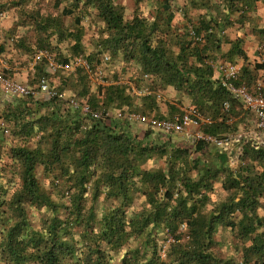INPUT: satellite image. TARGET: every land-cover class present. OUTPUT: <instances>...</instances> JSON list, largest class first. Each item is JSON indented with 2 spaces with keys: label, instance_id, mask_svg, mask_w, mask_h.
<instances>
[{
  "label": "trees",
  "instance_id": "16d2710c",
  "mask_svg": "<svg viewBox=\"0 0 264 264\" xmlns=\"http://www.w3.org/2000/svg\"><path fill=\"white\" fill-rule=\"evenodd\" d=\"M68 1L62 14L74 17L75 29L64 28L59 17H34L38 52H53L58 45L53 48L51 38L56 36L58 43L69 40L71 49L61 62L78 56L91 66L117 57L136 61L141 81L148 75L153 83L173 86L191 101L206 120L203 134L226 138L238 130L235 118L242 112L241 103L214 78L212 62L223 57L248 60L245 39H230L228 32L253 23L264 0H188L181 7L186 20L181 26L174 24L175 0H149L156 10L153 20L138 10L127 19L116 0ZM4 8L0 1V14ZM200 9L205 12L190 16ZM92 13L104 23L105 33L89 52L83 43V19ZM251 26L264 41V26ZM226 44L230 49L224 53ZM243 66L241 77L253 80L250 66ZM257 68L262 66L255 64ZM36 73L47 75L42 63ZM84 73L77 69L81 88L74 96L65 99L63 87L51 85L58 96H11L0 111V147L5 130L20 141L10 147L7 161L0 154V264H109L111 252L131 238L139 245L128 250L122 264H264V215L259 213L264 207V144L244 143L234 169L228 153L205 139L195 141L191 149L171 137L159 143L150 130L141 136L131 131V120L110 112H158L156 95L145 94L136 103L119 83H104L92 91ZM72 99L88 103L100 116L73 107ZM169 109L177 111L174 105ZM154 156L164 158L165 167L143 169ZM39 166L52 175L49 188L38 178ZM10 170H19L21 179L12 194L6 174ZM219 181L229 194L212 204L211 193ZM136 190H142L146 204L129 215ZM102 193L119 204L100 215L94 203ZM89 194L93 204L88 206ZM32 209L48 212L39 229L29 219ZM221 227L235 233L239 257L220 254ZM164 230L169 240L165 259L159 238Z\"/></svg>",
  "mask_w": 264,
  "mask_h": 264
},
{
  "label": "rangeland",
  "instance_id": "374dc122",
  "mask_svg": "<svg viewBox=\"0 0 264 264\" xmlns=\"http://www.w3.org/2000/svg\"><path fill=\"white\" fill-rule=\"evenodd\" d=\"M4 4L3 13L0 14V44L4 45L3 49H0V76H5L12 78L16 81L23 83L24 85L30 87L33 92L35 99L47 100L45 95L39 91V83L41 77L36 73L37 65L44 66V73H47L49 81L52 86L57 88L64 89L63 97L69 98L74 96L81 88V84L77 81V69L75 67L70 71L63 70H50L48 68V62L44 58L42 60H36V54L38 53L37 40L40 38L38 28L36 27L34 17L38 15L59 17L61 24L66 29H75L74 17L65 16L62 14V9L64 6L69 5L68 0H0ZM117 3L121 4L125 8V17L130 19L136 12L139 11L140 14H143L147 18L153 20L155 15V6L152 1L143 0H116ZM188 0H175L173 2L174 9L176 10V18L174 24L181 26L182 23L186 22L183 16L184 13L181 7L184 4H187ZM178 9V10H177ZM204 13V9L198 11L192 10L190 16H196L199 12ZM253 24L257 26H264V3L259 4L258 11L254 13L253 23L246 24L241 28H232L229 30L228 34L231 38L242 36L245 41L243 46L250 53L249 59H252L253 65L256 63L258 66L262 65L259 62V58L256 56L260 54V47L264 44L263 39L255 32L252 31ZM84 26V36L83 43L85 48L91 52L95 49V46L98 42V38L105 33L104 23L100 18L95 14H89L83 19ZM43 36V35H42ZM45 37V36H43ZM56 36L51 38L53 42L52 47H58L53 49L51 52L55 56V53L59 55L60 60L71 55V49L68 45L69 40H63L58 43ZM2 51V52H1ZM257 52V53H256ZM256 55V56H255ZM258 60V61H257ZM42 61V62H41ZM74 61V59H72ZM44 63V64H43ZM25 67H29L26 68ZM31 67V68H30ZM94 72H99V74L90 78L87 75L89 80V87L92 91H95L99 85L104 83H119L125 85L128 88L129 93L135 97L139 102V98L145 94L153 93L157 97V104L159 111H153L151 113H143L148 116V118H156L161 120L162 118H171L170 120L175 121L184 110L188 108L189 100L184 98L181 93L173 86H167L162 88L160 85H157L152 82L150 77H145V80L141 81L139 75L141 73V67L136 61L126 62L122 58H115L112 62H107L103 64H98L97 66L92 65ZM254 69V67H253ZM256 71V69H254ZM253 70V72H254ZM7 73V74H6ZM43 73V74H44ZM42 74V75H43ZM255 74V73H253ZM19 75L18 79H15ZM75 75L77 77H75ZM74 76V77H71ZM0 111H2L6 105L7 100L9 99L0 84ZM141 105V102L139 103ZM169 105H174L177 111L170 113ZM191 105V104H190ZM242 112H246V116L240 118L238 121L239 127L238 130L229 134L228 138H233V136L243 137L244 143H257L264 144V130L260 128L257 116L255 113L246 111L244 109ZM114 117H122L124 114H133L134 112H122L115 111L110 112ZM138 113V112H135ZM161 114L162 116L158 115ZM141 114V112H140ZM1 122V119H0ZM132 132L139 135H143L146 130L153 131V138L162 143L167 141L171 137L172 141L183 144L191 149H194L196 137L201 132V123L192 124L183 131H174V132H165L163 129L152 126L148 121H141L137 119H132ZM3 125V123H1ZM4 126V125H3ZM3 141L0 147V154H2V161H7L8 153L10 147L14 146L17 143H20L17 139H13L10 135L9 130H5L2 137ZM232 140V139H231ZM247 141V142H246ZM35 140H30L27 144L33 146ZM240 142H232V156L236 152L238 147H241ZM197 155L194 153L192 156ZM230 165L232 168H237L239 161H235V157H232ZM165 167V159L159 156H154L151 159L146 160L142 164V168L145 170L159 169ZM58 171H56V174ZM192 173H194L192 171ZM10 178L9 194H12L15 189L19 188L21 185V179L19 176V170L13 171L10 170L6 172ZM37 175L40 182L45 187H50L52 182V175L45 173L41 166L37 169ZM7 182V180H4ZM139 186V185H138ZM229 192L222 188L221 182L215 184V189L211 193L212 204L218 203L224 200L228 196ZM68 199L66 198V202ZM91 194L88 196L87 205H92ZM119 204V201H115L111 198H108L105 193H102L98 200L94 203L96 207V212L101 215L107 209ZM146 204V196L142 193V190L135 191V200L133 204L128 207L129 215H132L134 212L141 209ZM211 207V206H210ZM259 213L264 215V207L259 209ZM48 212L44 209L36 210L32 209L29 213V219L32 223L33 228L39 229L47 217ZM165 230L160 232L159 238L163 247L162 258L165 259V251L168 247L169 240L166 241ZM217 239L221 241V244L217 246L220 249V254L224 256H235L239 257L240 253L235 250V246L238 244V238L235 233H232L229 229L220 228L217 234ZM139 245V241L135 238H131L129 242L125 244L123 248L117 251L111 252V258L109 264H122L123 257L128 253V250Z\"/></svg>",
  "mask_w": 264,
  "mask_h": 264
},
{
  "label": "built area",
  "instance_id": "2783aa9c",
  "mask_svg": "<svg viewBox=\"0 0 264 264\" xmlns=\"http://www.w3.org/2000/svg\"><path fill=\"white\" fill-rule=\"evenodd\" d=\"M260 53V56H262L261 63H264V44L260 47ZM43 58L47 60L48 68L50 70L60 69L63 71H70L75 67H78L83 69V71L90 78L99 74V72H94L91 64L83 56H78L74 58V61L71 60L68 63H65L59 62L54 54L47 50L40 51L36 54V60H42ZM104 60H109V57L105 56ZM219 66L221 74L218 79L221 82L222 86L225 87L226 90L229 91V93L235 99L239 100L242 103L245 110L255 113L260 128L264 130V67L261 75L251 81H247L243 79V77H241L242 68L239 64L225 61L222 62ZM145 77L147 78L149 76L145 75ZM0 84L3 88L4 93L9 97L16 95L34 96L36 94L30 87L3 75L0 76ZM39 91L40 93L45 95V98L47 100L59 95L55 88L51 86L48 75H44L41 78L39 83ZM70 103L73 105V107L80 108L84 113H91L93 117L97 118L100 116L99 112H92L90 110L88 103H80L79 101L74 99H72ZM224 108L228 110L230 108V103L225 102ZM122 117L128 120L137 119L146 122L148 121L152 126L163 129L165 132L183 131L192 124H202L204 121H206L202 113L193 105H189L188 108L184 110L183 115L180 118H177V120L175 121H172L170 119H149L147 115L140 113H133L131 115L124 114ZM200 139H205L208 142H212L220 149L221 152L228 153L230 165H232V157H235L236 162L240 160V156L242 154L243 137L233 136V138H216L200 132V134H198V137H196V141ZM232 142H240L242 144L241 147L237 148L233 156L231 149Z\"/></svg>",
  "mask_w": 264,
  "mask_h": 264
},
{
  "label": "crops",
  "instance_id": "0c3cea01",
  "mask_svg": "<svg viewBox=\"0 0 264 264\" xmlns=\"http://www.w3.org/2000/svg\"><path fill=\"white\" fill-rule=\"evenodd\" d=\"M237 37H239V35L237 36ZM237 37H234V38H237ZM240 37H242V36H240ZM234 38H231L230 37V39H234ZM230 49V44H226V45H224L223 46V52L225 53V52H227L228 50ZM243 49L245 50V52L247 53V55H248V60H244L243 58H240V57H237L236 59H235V61H229V60H227V57H223V58H220V59H218V60H216V61H214V62H212L213 63V65H214V68H215V76H214V78L215 79H218V77H220V74H221V72H220V66L219 65H221V63L222 62H230V63H237V64H239L241 67L244 65V66H246V65H249L250 66V69L252 70V73H255L254 75L256 76L255 78H257L259 75H261V72H262V70H263V67H264V63H261L262 65V68H257V70L255 71L254 69H255V64L253 65L252 63H253V61H252V59H249V56H250V53L247 51V49L245 48V46H243ZM257 53V52H256ZM261 54V53H260ZM260 54L259 55H255L256 56V58L258 57L259 59V62H262V56H260ZM257 60V61H258ZM243 66V67H244ZM253 67H254V69H253ZM26 68V70H27V68H29V67H25ZM31 68V67H30ZM253 70H254V72H253ZM20 76L19 75H17V77H15V79H18ZM71 77H74V76H71ZM75 77H77L76 75H75ZM247 78H249V77H247ZM254 78V79H255ZM243 79H245L244 77H243ZM219 80V79H218ZM246 80V79H245ZM188 99V98H187ZM189 100V99H188ZM226 102H229V101H226ZM225 103V102H224ZM230 103V102H229ZM241 103V102H240ZM191 104V101L189 100V103H188V105H190ZM224 106V105H223ZM242 109H244L245 110V108L243 107V105H242V103H241V110ZM247 111V110H246ZM246 116V112H241V114H240V116L239 117H237V118H235V119H238V121L240 120V118H243V117H245Z\"/></svg>",
  "mask_w": 264,
  "mask_h": 264
}]
</instances>
